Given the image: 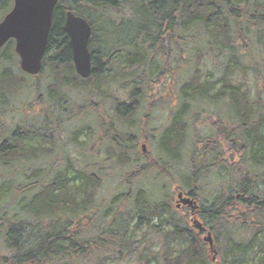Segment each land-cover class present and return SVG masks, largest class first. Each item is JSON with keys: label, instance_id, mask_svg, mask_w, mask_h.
I'll list each match as a JSON object with an SVG mask.
<instances>
[{"label": "trees", "instance_id": "1", "mask_svg": "<svg viewBox=\"0 0 264 264\" xmlns=\"http://www.w3.org/2000/svg\"><path fill=\"white\" fill-rule=\"evenodd\" d=\"M125 6L126 19L106 14ZM67 11L91 27L87 79L73 67ZM125 23L135 32L122 38ZM72 94L85 99L70 105ZM154 131L160 154L141 164ZM151 172L178 179L173 195L137 185ZM178 193L199 206L214 262ZM0 235V264H264V0H59L35 77L8 42Z\"/></svg>", "mask_w": 264, "mask_h": 264}, {"label": "water", "instance_id": "2", "mask_svg": "<svg viewBox=\"0 0 264 264\" xmlns=\"http://www.w3.org/2000/svg\"><path fill=\"white\" fill-rule=\"evenodd\" d=\"M59 0H13L11 11L0 22V49L10 40L19 59L20 70L28 76H38L46 52L53 11ZM69 38L75 72L83 79L91 74V56L88 43L91 28L86 20L67 12L64 23ZM145 149L143 148V151ZM177 203L188 206L193 213L198 209L194 199L177 195ZM205 242L210 249L213 242L207 234Z\"/></svg>", "mask_w": 264, "mask_h": 264}, {"label": "rangeland", "instance_id": "3", "mask_svg": "<svg viewBox=\"0 0 264 264\" xmlns=\"http://www.w3.org/2000/svg\"><path fill=\"white\" fill-rule=\"evenodd\" d=\"M8 8V6H7ZM121 9H124L125 13L124 12H119V13H116L114 11H107V15L114 18V19H121V18H128V6H125V7H122ZM6 11L3 10V11H0V22L2 21V19L4 18V16L7 14H5ZM93 18V21H96V18L95 17H92ZM115 21H118V20H115ZM122 27H118V30H116V34H120V36L122 38H126L128 37L130 34H132L133 32H135V28L134 27H129L126 23L121 25ZM101 27H102V24H101ZM115 30H110L107 31V29L104 30V34L106 35L105 37L107 38L108 35H111V34H114ZM97 50V48H95ZM14 69L16 70V67H14ZM47 71V70H46ZM175 79H173V86H175ZM166 82V80H162L161 83L162 85H164V83ZM115 90H113L115 92V94L117 95V99L120 101V102H126L125 100L128 98V95L129 93L124 91V92H120L119 90V87L118 85L114 86L113 87ZM156 89V88H155ZM159 90V89H158ZM162 94V93H161ZM154 97H157L158 98V93L157 92H154ZM83 99L85 98H80V99H77L73 94L71 95L70 99L68 100L70 102V105L71 104H74V103H77V102H80V101H83ZM93 101H95V98H92ZM145 103H149V102H143L142 104H145ZM112 106V105H111ZM114 106V105H113ZM143 112H140V115L142 114ZM139 115V116H140ZM166 114H163L162 117H161V120H159L157 123H154L151 127H150V130H153L154 128L155 129H159L160 126L164 123V120L166 118ZM159 134L160 132L158 131H154V132H151V137H152V141L146 145V143H140L139 145V154L140 156H142V162L141 164H143L144 162H146V159H147V156H151L152 158H154V160L158 159V156L160 154V152L158 151V138H159ZM142 146L145 147L144 151L142 150ZM148 162V160H147ZM158 171V170H156ZM170 172V171H169ZM160 173V172H159ZM173 173V175L175 176V173L174 171L172 172L171 171V174ZM215 178V177H214ZM174 181H175V185H180L178 184V179L176 177H174ZM137 185L140 186V187H143L145 189H148V190H154L158 185H165L166 186V190L165 192H168L169 195H173V192H175V185L172 184L169 179L164 176V175H161V176H157L156 173L154 172H151L149 174H146L142 179H140L138 182H137ZM157 189V188H156ZM107 189H105L104 191H106ZM111 190V189H109ZM175 204H177L175 202ZM0 257H9V253L8 251L6 250L5 248V242H4V239H3V236L0 235ZM115 264V263H114ZM116 264H131L130 262H123V263H116Z\"/></svg>", "mask_w": 264, "mask_h": 264}, {"label": "flooded vegetation", "instance_id": "4", "mask_svg": "<svg viewBox=\"0 0 264 264\" xmlns=\"http://www.w3.org/2000/svg\"><path fill=\"white\" fill-rule=\"evenodd\" d=\"M176 207H177L178 210L182 208V207H178L177 205H176ZM194 214H195V212H194ZM194 214H191V215H193V216H192L191 219H190V223L192 224L193 228H196V230H197L198 232H199V231L202 232L203 237H202L201 239H202L203 242H205V241H204V238H205V236L207 235L208 232L205 231L204 229H202V226L200 227V226H198L197 224L194 223L195 220L197 221V218H195ZM212 261L214 262L213 259H212Z\"/></svg>", "mask_w": 264, "mask_h": 264}]
</instances>
